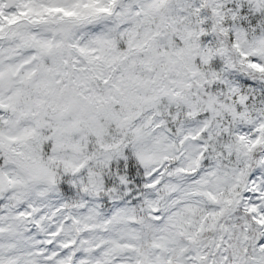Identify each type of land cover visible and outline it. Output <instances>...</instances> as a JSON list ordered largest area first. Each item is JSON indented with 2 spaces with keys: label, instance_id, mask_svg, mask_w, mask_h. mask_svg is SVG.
Instances as JSON below:
<instances>
[{
  "label": "snow or ice",
  "instance_id": "obj_1",
  "mask_svg": "<svg viewBox=\"0 0 264 264\" xmlns=\"http://www.w3.org/2000/svg\"><path fill=\"white\" fill-rule=\"evenodd\" d=\"M0 264H264V0H0Z\"/></svg>",
  "mask_w": 264,
  "mask_h": 264
}]
</instances>
